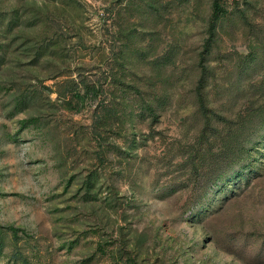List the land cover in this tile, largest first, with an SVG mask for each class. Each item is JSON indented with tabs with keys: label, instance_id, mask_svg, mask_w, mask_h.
Here are the masks:
<instances>
[{
	"label": "rangeland",
	"instance_id": "obj_1",
	"mask_svg": "<svg viewBox=\"0 0 264 264\" xmlns=\"http://www.w3.org/2000/svg\"><path fill=\"white\" fill-rule=\"evenodd\" d=\"M0 264H264V0H0Z\"/></svg>",
	"mask_w": 264,
	"mask_h": 264
}]
</instances>
